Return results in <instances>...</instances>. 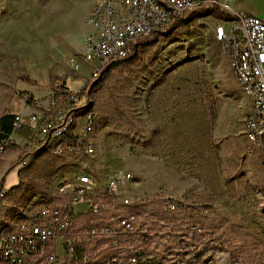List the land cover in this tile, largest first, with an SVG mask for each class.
I'll return each mask as SVG.
<instances>
[{"label": "rangeland", "instance_id": "1", "mask_svg": "<svg viewBox=\"0 0 264 264\" xmlns=\"http://www.w3.org/2000/svg\"><path fill=\"white\" fill-rule=\"evenodd\" d=\"M98 1L0 0V115L12 100L14 107L21 104L17 92L31 93L45 105L56 76L69 90L84 85L89 71L80 54L90 29L85 16ZM231 4L235 10L264 19V0H234ZM227 19L211 11L182 20L171 35L158 36L132 63L110 70L100 86L93 87L90 81L83 98L90 104L70 109V115L86 119L93 112L96 124L90 137L94 152L90 157H53L54 149L64 147L65 136L36 147L19 171L20 185L0 199V229L35 211L32 203L55 202L49 186L64 173L103 180L117 172H131L134 179L128 188L133 205L122 209L156 227L167 215L160 211L162 206L172 201L191 217L192 223L183 226L184 234L192 235L187 226H198L196 219L202 217L205 227L215 232L214 243L224 245L223 251H212L207 239H202V245H191L189 254L175 255L174 260L264 264L261 153L245 138L249 101L214 38L217 22ZM74 61L79 65L77 74L71 69ZM22 75L35 84L21 80ZM74 129L76 120L68 133ZM41 148L50 155L38 156ZM20 159L21 149L2 152L0 179ZM217 221L227 227L221 235L216 231ZM163 224L169 245L172 233L168 223ZM191 241L196 244L193 238Z\"/></svg>", "mask_w": 264, "mask_h": 264}, {"label": "built area", "instance_id": "2", "mask_svg": "<svg viewBox=\"0 0 264 264\" xmlns=\"http://www.w3.org/2000/svg\"><path fill=\"white\" fill-rule=\"evenodd\" d=\"M234 0H108L101 8L85 17L89 31L83 39L84 51L80 54L89 76L77 90L65 87L59 80L51 89L46 104L38 113L13 115L12 130L7 140L0 144V154L8 143L16 144L14 135L23 128L29 133L20 145L19 170L32 156L35 147L52 144L56 136H65V145L54 149L53 157L65 155L91 156L94 143L95 116L86 119L70 117V109H77L90 100H83L89 84L101 75L103 66L128 56L136 39V31L143 37L152 31L163 30L181 14L197 8H214L230 15L217 22V42L237 81L246 88L252 101L254 132L252 144L261 153L264 169V19L235 10ZM165 3V10H158ZM230 24V27H226ZM77 74L79 65L72 62ZM91 81V82H90ZM90 82V83H89ZM88 95V94H87ZM32 97L26 93L25 98ZM28 107L39 105L33 99ZM76 120V129L64 133V124ZM131 172H117L103 180L94 175L76 172L58 176L49 186L55 202L53 205H33L35 213L30 220L20 223L19 231H10L0 241L5 256L0 264H152L154 256L143 253L140 233L146 230L132 211L129 186ZM94 187H102L104 196H95ZM6 192L0 188V199ZM168 205H163L165 209ZM195 229V227H192ZM196 231H199L196 229ZM206 264H213L211 261Z\"/></svg>", "mask_w": 264, "mask_h": 264}, {"label": "trees", "instance_id": "3", "mask_svg": "<svg viewBox=\"0 0 264 264\" xmlns=\"http://www.w3.org/2000/svg\"><path fill=\"white\" fill-rule=\"evenodd\" d=\"M211 11H214L215 15L220 18H227L230 16L228 14L221 13L214 8H197L195 10L188 12L184 18L176 17L175 20L169 23L163 30L152 31L150 35L140 38L137 41V43L133 46L131 54H129L127 57L112 61L109 64L103 66L101 70V75L91 83V86L93 87L100 86L103 83V78L109 73L110 70L132 63L136 59V57L139 55L140 52H142L145 48L154 45L157 42L158 36L168 37L169 35H171V32L178 26V24L182 20L189 19L195 15L199 16L205 13H210ZM20 79L28 83L35 84L34 81L31 78H29L27 75L20 76ZM58 79H59V76H56L51 82L52 90L55 89L56 84L60 80ZM17 93L19 94L20 98L24 99L25 94L27 92L23 91V92H17ZM25 99L30 104L32 97H27ZM119 111L123 115V111L122 110H119ZM12 121H13V115H10V114L0 115V144L4 142L5 140H7L8 136L10 135L11 130H12ZM95 124H96V121H95ZM147 142L151 143V139H149ZM8 149H20V147L17 146L16 144L8 143L4 147V151ZM44 152L45 150H41L38 156L43 154ZM45 153L47 155H50L47 152ZM30 158L31 156L29 157V159ZM52 159H54L53 161H56L57 158H52ZM19 185L20 183L16 187H18ZM34 186L39 187V188L41 187V185H39L38 183H34ZM35 194L38 195L39 193L36 192ZM41 195H43V193ZM166 205H168V207H166L164 210H160L161 212L167 213L165 217L160 218V221H162V224H161L162 226L158 224V226L153 227V224L148 219L144 221L139 220L140 223L142 222L141 223L143 226L142 229L146 230L140 233V240L143 241L142 244H144V248H143L144 255L159 257V260L152 264H185L183 263L182 259L174 260L175 255H183L184 257L186 254H189L191 252V250H189L190 249L189 247L191 245H193L194 247L198 245H202L203 244L202 239H207V243H209L210 245L209 246L210 250L217 251V252L218 251L221 252L224 250V245H222L220 242L214 243L213 237H214L215 232L213 229H207L205 227L206 224H204L205 223L204 218L201 219L202 218L201 217L200 219H196L198 226L196 225L187 226V233L188 232L193 233L194 236L193 234L190 236L188 234L186 235L183 233L184 231L183 226L186 223H189V222L192 223L191 217L189 215L186 216L185 214H183L182 211L179 209L178 205L174 204V202L172 201H169ZM184 219H185V222L182 223ZM163 222L168 223L167 225H168L169 231L170 233H172V239L169 245H166L167 240H166V235L164 234L166 233V231H164L166 230V227H165V224H163ZM192 227H195V229H192ZM215 227H216V231L219 232L220 235L225 233L227 229V227L225 228L221 226L219 221H217V224L215 225ZM196 229H198L200 232L197 233ZM202 231H204V234H202L203 233ZM206 231L208 232V234H205ZM154 237L159 238L160 242H157ZM192 238L194 239V242H196V244H194L192 241L190 242V239ZM152 239H154V241H152ZM167 253L168 255H172V258H167L166 256Z\"/></svg>", "mask_w": 264, "mask_h": 264}, {"label": "bare ground", "instance_id": "4", "mask_svg": "<svg viewBox=\"0 0 264 264\" xmlns=\"http://www.w3.org/2000/svg\"><path fill=\"white\" fill-rule=\"evenodd\" d=\"M161 1H171V0H161ZM101 2H108V0H99L98 3H97L96 9L93 12H91V13H95V12H97L98 8H101ZM158 10H165V3H158ZM142 37H143V31H136V39H140ZM214 38L217 41V32L216 31H214ZM131 52H132V50H131ZM131 52L128 53V55L131 54ZM238 85H239V88L241 90V93L248 99L246 88H243V84H238ZM248 101H249V111L245 115V124H244L245 130H244V134H245V138L249 142L252 143L251 132H254V122H253V112H251L252 111V101L250 99H248ZM70 117H71V115H70ZM72 122H73V120H68V122L64 124V133H68V131H69L68 128L71 126ZM60 137L61 136H56V138H60ZM26 165H27V162H26ZM26 165H23V167H25ZM81 174H84V173H81ZM85 175H87V174H85ZM94 195L95 196H104V189L99 188V187H94ZM51 205H53V203ZM33 213H35V211H33L30 215H28L24 219H22L19 223L13 224L9 228H6V229L4 228L2 230L0 229V241H1V239H3L4 235L7 234V232L19 231L20 223L29 221L30 220V216H32ZM4 256H5V249H0V260H2V258H4ZM81 264H88V262H81Z\"/></svg>", "mask_w": 264, "mask_h": 264}, {"label": "crops", "instance_id": "5", "mask_svg": "<svg viewBox=\"0 0 264 264\" xmlns=\"http://www.w3.org/2000/svg\"><path fill=\"white\" fill-rule=\"evenodd\" d=\"M93 4L94 3H92L91 6ZM91 6L89 7V10H90ZM96 7H97V4H96L95 8L93 9V11L96 9ZM88 31L89 30H87V32ZM12 101L9 104V106L7 107V110H6V112L4 114L14 115V114H17V113H24V114L38 113L39 110L42 109V107H43L42 103H40L39 105H36V106L28 107L26 105V103L24 102V100H18V101H21V104L19 106H17V107H14L12 105ZM28 133H29V129L28 128H23L21 131H19L17 134H15L13 136L15 141L17 142L16 143L17 146L20 147V145L25 143L26 138L28 136ZM10 150H12V149H10ZM40 150H46V149L41 148ZM19 171L20 170H19V167H18V163L11 165L10 167H8L7 170H5V173L3 174L2 178L0 179V188L2 189L3 192H6L8 194L10 192L11 188H15L20 183ZM221 264H224V263H221Z\"/></svg>", "mask_w": 264, "mask_h": 264}]
</instances>
